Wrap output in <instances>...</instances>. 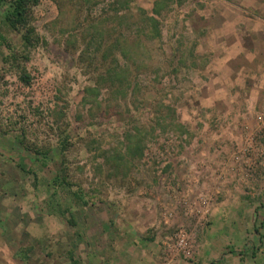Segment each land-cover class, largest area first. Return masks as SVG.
Returning <instances> with one entry per match:
<instances>
[{"label": "rangeland", "instance_id": "1", "mask_svg": "<svg viewBox=\"0 0 264 264\" xmlns=\"http://www.w3.org/2000/svg\"><path fill=\"white\" fill-rule=\"evenodd\" d=\"M156 1L40 0L34 46L0 8V264H214L230 179L234 225L264 233V0ZM116 63L135 90L99 85ZM259 246L237 264H264Z\"/></svg>", "mask_w": 264, "mask_h": 264}, {"label": "trees", "instance_id": "2", "mask_svg": "<svg viewBox=\"0 0 264 264\" xmlns=\"http://www.w3.org/2000/svg\"><path fill=\"white\" fill-rule=\"evenodd\" d=\"M39 1L40 0H0V8H4V21L9 27L15 30L22 31V39L26 46H32V45L34 46L35 41L37 40V36L36 35L34 36L35 29L31 25V14H32L33 6L37 5ZM168 1H171V0H157L155 2V7L153 9V12L160 13V7L166 6ZM117 2L118 3L125 2L126 8L129 7L131 9V0H117ZM157 23H158L157 17L147 14L146 17L142 19V25L140 26V29L142 30L141 27H143L144 29L148 28L149 29L148 32L151 33L152 37H157L160 35V32H161ZM150 25L152 26V31L149 28ZM97 37L96 38L94 37L95 39L93 38V40H96V42L97 41L98 42L96 43L95 41H91V43L95 44L96 49L98 50L100 46V39H98ZM7 46H9V44ZM121 52H122L121 54L123 55V57H126V56L128 57L129 52L127 50H122ZM104 57H106V52L104 53ZM11 58H13L14 60H17L16 55L14 53H10L6 57L5 60L11 59ZM129 73H130L129 67L127 65H125V67H122L121 64L116 63L115 66L107 67L105 72L101 74V79L103 80V82L99 81L101 82L99 85L103 83L105 84V82L109 81L110 86L115 87V89L117 90L122 91L123 87L128 86L129 87L128 92L133 91L135 90L134 88L135 86H134V83L130 81L129 79ZM20 77L26 83L30 81V76L25 71ZM101 88L102 86L86 87V93L88 94L89 91H92V90L96 91L95 99H97V97L99 96L101 92ZM124 93L127 94V92H124ZM87 96H85L84 98L85 101L88 100ZM133 140H135L134 144L130 145L131 155L140 158L144 152L143 138L135 134L133 136V139H131V141ZM62 179L65 180V177L63 176Z\"/></svg>", "mask_w": 264, "mask_h": 264}, {"label": "crops", "instance_id": "3", "mask_svg": "<svg viewBox=\"0 0 264 264\" xmlns=\"http://www.w3.org/2000/svg\"><path fill=\"white\" fill-rule=\"evenodd\" d=\"M232 180L233 179H230L228 183L221 185L223 186L222 193L218 202L212 209V212L214 213V229L216 230L212 243L215 250L218 252L213 259L214 264H237L243 256L247 258L249 253L251 255L254 254L260 244L261 247L264 246V233H260L255 239L252 238L251 240H248L245 239L244 234L246 227H237V225H234L233 220H238L240 217L244 218L241 214V208H244V203L243 201H239L237 204L236 199L232 197L237 189L231 185ZM258 217L259 216H257V220ZM251 219L252 222L256 220L255 217ZM236 231L238 233L237 235ZM154 244L152 250L160 256L159 243L155 242Z\"/></svg>", "mask_w": 264, "mask_h": 264}, {"label": "built area", "instance_id": "4", "mask_svg": "<svg viewBox=\"0 0 264 264\" xmlns=\"http://www.w3.org/2000/svg\"><path fill=\"white\" fill-rule=\"evenodd\" d=\"M200 200L203 201L204 204H206L207 199H204L202 197ZM204 210L208 212L210 208L206 207L205 205ZM174 238H175L176 246L180 251H182L185 254V256L192 257L194 255L195 249L193 243L190 240L189 235L184 227L177 228Z\"/></svg>", "mask_w": 264, "mask_h": 264}]
</instances>
